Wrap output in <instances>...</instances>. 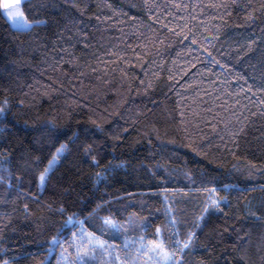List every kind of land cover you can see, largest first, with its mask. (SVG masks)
Segmentation results:
<instances>
[{
  "label": "trees",
  "instance_id": "trees-1",
  "mask_svg": "<svg viewBox=\"0 0 264 264\" xmlns=\"http://www.w3.org/2000/svg\"><path fill=\"white\" fill-rule=\"evenodd\" d=\"M22 8L42 22L0 17V264L131 217L175 264H264V0Z\"/></svg>",
  "mask_w": 264,
  "mask_h": 264
},
{
  "label": "rangeland",
  "instance_id": "rangeland-1",
  "mask_svg": "<svg viewBox=\"0 0 264 264\" xmlns=\"http://www.w3.org/2000/svg\"><path fill=\"white\" fill-rule=\"evenodd\" d=\"M24 0H2V10L18 9L12 12L11 24L17 18L27 22L29 29L34 23L42 21H31L23 12ZM49 162L44 175L52 167L53 160ZM40 176V177H41ZM41 181V180H40ZM110 225L115 229L124 232L119 240H110L97 233L86 229L82 224L71 234L72 243L69 246L59 249V264H175L174 253L166 248L161 241L160 235H152L145 221L137 217H131L124 223H115L112 220ZM126 226V227H125ZM124 227L126 229H124ZM157 231H159L157 229ZM73 245L75 255H70V246Z\"/></svg>",
  "mask_w": 264,
  "mask_h": 264
},
{
  "label": "snow or ice",
  "instance_id": "snow-or-ice-1",
  "mask_svg": "<svg viewBox=\"0 0 264 264\" xmlns=\"http://www.w3.org/2000/svg\"><path fill=\"white\" fill-rule=\"evenodd\" d=\"M25 2H27V0H25ZM15 11H18V9H11V10H5V11H0V17H3V18H9L11 17L12 15V12H15ZM12 26L15 27V28H19V29H26L29 27V25L27 24L26 21H24L23 19L21 18H17L15 19L14 21H12ZM63 152V149H61V153ZM56 163L55 159L53 160V164L50 165L49 167H52L54 166V164ZM47 173H45L44 175H42L40 177V180H41V183H43V181L45 180V177H46ZM107 223H111L110 221H108ZM55 243V241H54ZM185 247H187V245H185Z\"/></svg>",
  "mask_w": 264,
  "mask_h": 264
}]
</instances>
